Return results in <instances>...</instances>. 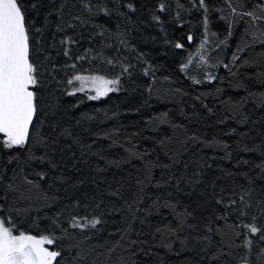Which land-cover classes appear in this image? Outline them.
Listing matches in <instances>:
<instances>
[{
	"label": "trees",
	"instance_id": "obj_1",
	"mask_svg": "<svg viewBox=\"0 0 264 264\" xmlns=\"http://www.w3.org/2000/svg\"><path fill=\"white\" fill-rule=\"evenodd\" d=\"M17 2L37 110L0 133L5 227L53 264H264V0Z\"/></svg>",
	"mask_w": 264,
	"mask_h": 264
},
{
	"label": "snow or ice",
	"instance_id": "obj_2",
	"mask_svg": "<svg viewBox=\"0 0 264 264\" xmlns=\"http://www.w3.org/2000/svg\"><path fill=\"white\" fill-rule=\"evenodd\" d=\"M199 3L203 5L204 0H199ZM128 7L132 8V5ZM160 8L163 10L164 5L161 4ZM188 39L191 40V37ZM176 47L182 45L176 44ZM28 57L29 35L21 7L17 0H0V133L6 136L8 148L25 144L29 125L37 110L36 94L29 90L30 86L37 84L34 75L36 69ZM76 79L86 78L77 76ZM92 81L97 92L93 99L114 90L108 85L119 83V80H105L102 77H93ZM99 222L93 219L83 227L89 224L95 227ZM77 226L81 225L73 224V227ZM249 229L252 233L259 231L256 226H249ZM55 239L54 236L36 239L24 233L13 235L0 219V264H53L60 253L49 251L43 245L53 244Z\"/></svg>",
	"mask_w": 264,
	"mask_h": 264
},
{
	"label": "rangeland",
	"instance_id": "obj_3",
	"mask_svg": "<svg viewBox=\"0 0 264 264\" xmlns=\"http://www.w3.org/2000/svg\"><path fill=\"white\" fill-rule=\"evenodd\" d=\"M81 77H85L86 79L85 80H77L75 78L73 80V82L71 83V91L72 92L87 93L91 97H96L97 96V92L95 90L96 85L92 81V78L96 77V76H81ZM108 87L113 88L115 90L116 84L108 85ZM110 92H112V91H110ZM110 92H108V93H110ZM103 96H105V95H103ZM103 96H99V97H103ZM13 235H15V234H13Z\"/></svg>",
	"mask_w": 264,
	"mask_h": 264
},
{
	"label": "water",
	"instance_id": "obj_4",
	"mask_svg": "<svg viewBox=\"0 0 264 264\" xmlns=\"http://www.w3.org/2000/svg\"><path fill=\"white\" fill-rule=\"evenodd\" d=\"M25 18V17H24ZM25 25H26V22H25ZM29 62L31 63V52H30V42H29ZM32 64V63H31ZM32 87L33 86H30V91H32ZM35 117H36V113L34 114V116H33V120H32V123L29 125V130H28V133L31 131V128H32V126H33V123H34V121H35Z\"/></svg>",
	"mask_w": 264,
	"mask_h": 264
},
{
	"label": "flooded vegetation",
	"instance_id": "obj_5",
	"mask_svg": "<svg viewBox=\"0 0 264 264\" xmlns=\"http://www.w3.org/2000/svg\"><path fill=\"white\" fill-rule=\"evenodd\" d=\"M44 247V246H43Z\"/></svg>",
	"mask_w": 264,
	"mask_h": 264
}]
</instances>
